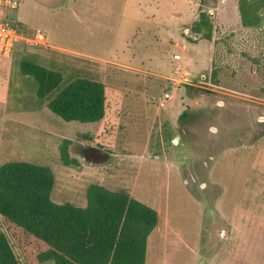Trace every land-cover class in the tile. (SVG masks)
I'll list each match as a JSON object with an SVG mask.
<instances>
[{
  "label": "rangeland",
  "instance_id": "obj_1",
  "mask_svg": "<svg viewBox=\"0 0 264 264\" xmlns=\"http://www.w3.org/2000/svg\"><path fill=\"white\" fill-rule=\"evenodd\" d=\"M18 1L10 17L47 45L0 59V166L45 168L57 204L84 207L93 184L153 208L145 264H264V0ZM24 62L60 87L102 82V118L56 116ZM64 139L77 164L62 163Z\"/></svg>",
  "mask_w": 264,
  "mask_h": 264
},
{
  "label": "trees",
  "instance_id": "obj_2",
  "mask_svg": "<svg viewBox=\"0 0 264 264\" xmlns=\"http://www.w3.org/2000/svg\"><path fill=\"white\" fill-rule=\"evenodd\" d=\"M255 19L259 24L260 18ZM262 29L264 33V22ZM21 69L36 80L37 95L49 96V110L63 120L94 122L104 115L102 82L77 78L60 87L58 71L32 62L22 63ZM70 143L64 139L60 146L65 165L77 164L69 156ZM97 150L93 158L90 153ZM83 151L89 161L106 159V148L87 146ZM52 185L53 178L43 167L16 162L0 166V214L12 246L26 256L27 264L46 259L54 264H145L147 237L157 224L153 208L126 191L93 184L86 190L84 207L57 204L49 197ZM0 264H18L3 234Z\"/></svg>",
  "mask_w": 264,
  "mask_h": 264
},
{
  "label": "built area",
  "instance_id": "obj_3",
  "mask_svg": "<svg viewBox=\"0 0 264 264\" xmlns=\"http://www.w3.org/2000/svg\"><path fill=\"white\" fill-rule=\"evenodd\" d=\"M18 5V0H0V57H11L24 45L28 47L47 45L46 36L40 29L25 31L19 21L10 17ZM169 99V92H163L158 105L165 107Z\"/></svg>",
  "mask_w": 264,
  "mask_h": 264
},
{
  "label": "crops",
  "instance_id": "obj_4",
  "mask_svg": "<svg viewBox=\"0 0 264 264\" xmlns=\"http://www.w3.org/2000/svg\"><path fill=\"white\" fill-rule=\"evenodd\" d=\"M89 10V9H88ZM105 25V24H104ZM103 25V27H104ZM39 29V28H38ZM41 30V29H40ZM44 33V32H43ZM46 36V35H45ZM46 41H47V38H46ZM12 57V56H11ZM11 57H0L1 60H4V59H8V58H11Z\"/></svg>",
  "mask_w": 264,
  "mask_h": 264
}]
</instances>
